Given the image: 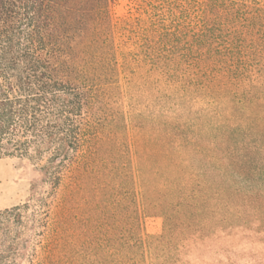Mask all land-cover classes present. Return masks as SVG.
Returning <instances> with one entry per match:
<instances>
[{"label":"trees","instance_id":"trees-1","mask_svg":"<svg viewBox=\"0 0 264 264\" xmlns=\"http://www.w3.org/2000/svg\"><path fill=\"white\" fill-rule=\"evenodd\" d=\"M121 23L119 44L110 0H0V158L39 173L0 210V264L28 223L68 264H264V5Z\"/></svg>","mask_w":264,"mask_h":264},{"label":"rangeland","instance_id":"rangeland-1","mask_svg":"<svg viewBox=\"0 0 264 264\" xmlns=\"http://www.w3.org/2000/svg\"><path fill=\"white\" fill-rule=\"evenodd\" d=\"M239 5H264V0H222ZM205 0H110V13L116 26V38L120 44L122 36L121 22L126 18H137L153 9L160 19L170 18L173 13L180 17L189 18ZM122 49V46L120 47ZM122 51L119 50V61H123ZM127 101V100H126ZM128 107V106H127ZM129 110V108H126ZM133 122L128 117L130 132H133ZM39 180L38 171L27 161L16 157L0 158V210L11 208L24 203L30 195L32 182ZM45 187L40 188L43 190ZM30 213V210L28 211ZM163 227V220L158 215H141V229L144 235L159 234ZM33 230H29V223L21 236L25 240L24 255L20 259L22 264H68L66 250L68 237L61 232L56 235L48 225L40 238L33 237Z\"/></svg>","mask_w":264,"mask_h":264}]
</instances>
